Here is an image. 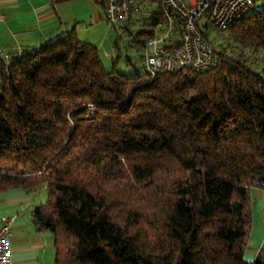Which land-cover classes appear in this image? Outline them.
<instances>
[{
	"label": "trees",
	"instance_id": "trees-1",
	"mask_svg": "<svg viewBox=\"0 0 264 264\" xmlns=\"http://www.w3.org/2000/svg\"><path fill=\"white\" fill-rule=\"evenodd\" d=\"M257 1L204 33L217 55L204 72L107 69L73 30L0 57V192L44 184L30 216L51 234L52 264H264V248L243 258L249 190L264 191Z\"/></svg>",
	"mask_w": 264,
	"mask_h": 264
},
{
	"label": "crops",
	"instance_id": "crops-1",
	"mask_svg": "<svg viewBox=\"0 0 264 264\" xmlns=\"http://www.w3.org/2000/svg\"><path fill=\"white\" fill-rule=\"evenodd\" d=\"M0 13L2 58L3 53L35 48L70 30L76 35L79 30L86 32L85 37H91L90 32L96 30L93 41L97 45L83 39L96 47L104 46L110 37L103 0H0ZM103 53L111 58L107 50ZM39 195L35 190L21 188L0 192V223L2 218L9 221L7 246L12 264H52L50 232L36 231L31 223V209L43 203ZM249 203L251 220L243 249L247 260L264 248V191L251 188Z\"/></svg>",
	"mask_w": 264,
	"mask_h": 264
},
{
	"label": "built area",
	"instance_id": "built-area-1",
	"mask_svg": "<svg viewBox=\"0 0 264 264\" xmlns=\"http://www.w3.org/2000/svg\"><path fill=\"white\" fill-rule=\"evenodd\" d=\"M104 19L117 35L132 15L148 16V4L157 3L155 32L144 41L141 62L145 73H174L183 68L204 72L216 65L217 55L204 37L207 30L223 31L243 14L256 10L255 0H103ZM3 15L0 13V21ZM176 28V30H175ZM176 41V44H174ZM13 52V51H12ZM3 53L8 59L10 53ZM17 53L19 50L16 51ZM9 221L0 223V264H12L7 239Z\"/></svg>",
	"mask_w": 264,
	"mask_h": 264
},
{
	"label": "rangeland",
	"instance_id": "rangeland-1",
	"mask_svg": "<svg viewBox=\"0 0 264 264\" xmlns=\"http://www.w3.org/2000/svg\"><path fill=\"white\" fill-rule=\"evenodd\" d=\"M259 1H257L256 3L258 4ZM130 22V27H129V32L125 31L123 32L121 35H119L120 37L116 39V33L114 32L113 28H111L109 35L110 37L108 38V42L105 43L104 46L100 47L98 46V50H99V54L101 57V60L103 61V64L105 66V68L109 69L111 66H113L115 68V70L120 71V72H124L125 74H130L132 73L133 69L136 68V70L139 73H143V68H142V62L140 60V52H141V45L144 43V41H146V39L148 38L146 35L142 34L137 36L136 38H134V34L137 31H147L150 30L151 34L153 32H155L156 35H159L161 33V31L155 29L154 30V25H150V20L148 18H144L142 19L140 16L138 15H132L131 18L129 19ZM211 36H215L216 33L212 32L210 33ZM77 38L82 40L86 39L92 43L96 44V41H93L96 38V30L95 31H91L90 32V36L91 37H85L86 36V32H82V31H77ZM88 38V39H87ZM224 38L225 41V46H228L229 48H231L232 50H236L237 46L231 42V40L229 38H226V35H219L217 37V40H220ZM113 42H116L115 45H113ZM216 42V41H215ZM103 50H107L109 56H111V58L109 57H104V53ZM245 54L248 55V57H257L258 58V54L259 53H251L248 50H243ZM118 55L117 58H115V56ZM260 55V54H259ZM260 57V56H259ZM126 58L129 60V64L126 61ZM257 60V65L256 66H261L263 64V61H259L260 58H258ZM113 60V61H112ZM37 195L40 196V198H42V202H44L45 198H46V194H45V186L43 183H41L39 186L36 187L35 189ZM243 258L245 260H247L244 256ZM253 259V258H252ZM250 259V260H252Z\"/></svg>",
	"mask_w": 264,
	"mask_h": 264
}]
</instances>
